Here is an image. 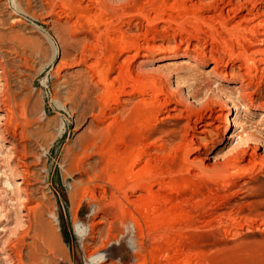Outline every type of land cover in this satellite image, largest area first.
I'll use <instances>...</instances> for the list:
<instances>
[{
  "label": "rangeland",
  "instance_id": "1",
  "mask_svg": "<svg viewBox=\"0 0 264 264\" xmlns=\"http://www.w3.org/2000/svg\"><path fill=\"white\" fill-rule=\"evenodd\" d=\"M61 1L71 0H57L54 11L47 13V10L40 9L39 0H22V6L18 5L17 0H0V34L5 35L6 39L11 34H20L29 38L32 46L39 50L26 59L15 52L6 53L9 81L5 83L0 77V100H6L7 108L15 112L19 130L30 128L40 136L38 139H26L25 142H21L19 137L15 140L17 143H26L29 149L41 156V162L46 163L42 173L40 172L43 179L35 182L36 186L28 187L34 200L32 205L41 204V209L37 210V221H41L45 236H51L52 239L50 245L44 244L41 237L36 239L40 246L42 264H102L104 260L111 264H138L141 261L139 256L146 258L145 264H154L156 255L162 258L167 252L171 254V260L177 255L179 258L188 255L187 264H264V168L259 164L249 173H239V176L238 173L233 174L232 179L225 183L205 178L199 174L198 168H191L188 173L181 171L178 160L171 158L160 161L158 164L162 179L165 182L171 181V188L175 187L171 189V193L176 198L171 203V208L161 210L162 213L159 214L162 221L159 229L152 230V233L149 231L151 236L147 234L141 249L135 248V240H138L134 223H126L121 215L119 217L122 219L117 217L121 209L116 201L118 198L125 199L126 193L118 188L111 176L121 175V152L127 143L139 138L141 116L137 111H130L112 126L108 127L109 120L101 124L98 116L103 106L101 91L88 64L92 61L104 64L112 53L120 55L121 50L114 47L104 33L108 27L114 37H119L124 32L122 35L126 40L143 44L147 34L152 43L166 45L172 42L173 35L178 38L190 36L189 31L194 30L195 23L191 13L192 3L203 2V6L196 13L200 16L206 13L207 6L204 2L209 0H185L190 14L185 11H172V27L167 30L164 29L168 25L167 22L151 27L144 18L143 14H155L150 0H110L113 7L106 10L105 22L96 24L86 18H79L77 11L62 7ZM117 5L120 7L116 8ZM123 6L124 8H121ZM124 9L125 14H122ZM60 14H63L62 17ZM59 17L63 22L59 21ZM48 18L55 21L46 23ZM181 28L185 30L182 31ZM8 44L10 45L9 41ZM209 63L204 67L198 65L196 69L194 76L200 80V84L212 61ZM134 64L136 62L132 65ZM165 70L169 75L168 83L171 89L177 88L184 95L187 94L189 103L198 106L205 101L206 88L195 99L189 97L195 82L192 79L194 76L187 69ZM187 74H190V79L182 80ZM214 89L217 91L216 84ZM227 107L231 110L232 117H235L237 111H234L231 105ZM2 108L3 106L0 107V114H4ZM263 112V107L255 110L247 106L245 111L239 110V118L242 117L240 119L246 121L244 122L248 131L261 135L260 119L263 118ZM176 113L180 115L179 112ZM165 115L167 114H160L161 118L157 121L161 127L172 129L186 122L185 118ZM25 123H29L27 127ZM94 131L95 136L92 135ZM212 131V136H216L217 131ZM98 133L100 135L97 136ZM192 133L194 131L190 130L188 137ZM92 136L93 138H90ZM262 137L264 140V134ZM86 141L91 142L90 148L86 154H80L78 160L83 168L76 169L75 166L72 171L75 178H72L66 171L69 156L79 149L80 144L87 143ZM12 143L10 134L5 138L0 136V264H7L2 258L3 253L10 255L15 264H18L20 246L15 247L13 242L17 239L16 243L21 245L25 243L24 237L26 241H30L32 237V234L26 235L24 222L20 221L22 218H19L20 222L15 221V213L20 216V213L25 211L23 201L26 194L23 189L16 192L9 186L11 168L6 163L9 159L6 151ZM236 143V139H231L229 145ZM253 145L263 147L264 142ZM194 147L198 149L196 143ZM33 158L28 155L27 158L20 159L29 163L36 160ZM32 163L29 168L34 170L36 165ZM94 165L98 166L94 174L100 175L99 179L105 182L108 189L105 197H102L103 189L97 185L100 180L91 183L89 193L83 195V188L89 178L85 169ZM81 180H84L83 184L80 183ZM73 184L78 185V188L75 189ZM94 186L97 198L89 196ZM133 193L128 191L127 196L131 198V195L137 194ZM11 197L13 199H9ZM16 197L22 199L17 201L14 199ZM136 215L145 224L144 216H141L143 214L137 212ZM99 219L102 221L98 223ZM90 222L97 223L93 226ZM93 228L104 230H101L102 234L101 231L93 234ZM117 228H120L122 233ZM85 237H88L87 240H84ZM156 244L158 246H155ZM93 246L94 249L99 248L96 260L88 255ZM181 250L184 255L180 253ZM23 257L25 264H32L26 250ZM157 264H164V258L158 260Z\"/></svg>",
  "mask_w": 264,
  "mask_h": 264
},
{
  "label": "bare ground",
  "instance_id": "2",
  "mask_svg": "<svg viewBox=\"0 0 264 264\" xmlns=\"http://www.w3.org/2000/svg\"><path fill=\"white\" fill-rule=\"evenodd\" d=\"M39 2L40 9L47 10V13L53 12L57 5V0H39ZM150 2L154 6L155 14H143L144 18L151 27L157 23L167 22L168 25L164 28L166 30L172 27V11L189 13L188 9H190L185 4V0H160L159 2L158 0H150ZM17 3L19 6L23 5L22 0H17ZM112 4L110 0H71L63 1L62 7L64 6L70 11H77L79 18H86L87 21H92L96 24L105 22L104 14L107 9L113 7ZM192 4L191 13L193 16H191L195 18V23H193L194 30L189 31L190 36L178 38L177 35L174 36L172 34V42L163 45L152 43L147 38V34H145L144 43L137 44L133 40L124 38V35H122L125 34L124 30L121 31L123 33L119 37L112 36L111 29L108 27L104 33L114 47H118L121 50L120 55L112 53L104 64H100L101 62L99 63V61H92L88 64V68L92 70L91 72L95 75L93 76L96 77V85L101 91L103 106L100 114H98L101 124L109 120L107 125L108 127L112 126L130 111H137L141 116L139 138L127 143L120 155L122 173L118 176H111V180L117 184L118 188L123 189L126 193L125 199L118 198L116 201L122 214H115H117V217L121 215L123 219L119 218L125 220L126 223L127 221L134 223L136 239L139 241L135 240L137 242L135 248L137 247L138 249L144 247V240L148 237L147 234L150 235L149 231L152 233V230L156 231L159 229L162 221L159 213L161 210L171 208V203L176 198L171 193V189L175 188L174 186L171 188V181L165 182L162 179L158 164L160 161L171 160V158L178 160L181 171L188 173L191 172V168H198L200 170L199 174L201 173L205 178L221 180L225 183L232 179L233 174L238 173L239 176V173H249L258 164L264 168V146L253 145L264 142L262 140V134H264V112L262 113L263 118L260 119L259 133L261 135L248 131L245 127L246 121L240 119L242 117L239 118V110L245 111L247 106L255 110L260 107L264 108V0H209L204 2L207 6L206 13L200 16H197L196 13L203 6V2L199 1V3ZM115 7L120 6L117 5ZM121 8H124V6ZM122 14H125V9ZM61 17H59V21H62ZM52 21L54 22L55 20L48 18L45 22L50 23ZM181 30L183 31L185 28H181ZM148 37L150 38V36ZM9 52H15L18 56L22 55L26 59L28 56L38 53L39 50L32 46L29 38L22 37L20 34H11L8 39L5 38V35L0 34V77L3 78L5 83L9 81V65L6 55ZM209 61H212V64L205 71V76L201 81L202 84H200V80L194 76L197 73L196 69H198V65L207 66ZM133 62H136V64L132 65ZM165 69L177 71L187 69L194 76L192 79L195 82L193 89L189 92V97L195 99L206 88L207 95L205 96L207 97L205 101L197 106L188 102L187 94L184 95L177 88L171 89L168 83L169 75L166 74ZM167 73L170 74V72ZM189 79L190 74L182 78V80ZM215 84L217 91L214 89ZM230 105L234 111H237L235 117H232L231 110L227 107ZM1 106H3L4 114H0V136L5 138L7 134H10L13 140V143L8 145V151H6V156L9 158L6 163L11 168L9 179L11 183L9 182V186H12L16 192L23 189L26 194L23 201L25 211L20 213V216L15 213V221L22 218L20 221L24 222L26 235L32 234L30 241H26L24 237L23 242L25 243L19 245L16 243L17 239H15L13 245L15 247L20 246L19 255H17L19 257L18 264H25L23 257L25 250L28 252L32 264H42L40 246L36 239L41 237L43 243L47 245L52 243V239L50 238L51 236L48 238L45 236L41 221H37V210L41 209V204L32 205L34 200L28 187L36 186L34 185L35 182L43 179L40 172L42 168H45L46 163L44 161L41 162V156L29 149L26 143H17L15 140L16 137H19L21 142H25L26 139L30 140L32 137H37L38 139L40 136L30 128L19 130L15 112L7 108L6 100H0ZM176 112H179L180 115ZM160 114H167L165 115L166 117L185 118L186 122L172 129H167V127L159 126L157 122L161 118ZM25 122L27 121L25 120ZM28 124L25 123L26 127ZM237 128H240V130L237 131ZM213 129L217 131L216 136H212ZM190 130H193L194 133L188 137ZM101 131H99L100 134ZM95 132L92 135H96ZM99 133L97 136L100 135ZM90 138H93V136ZM231 139H236L237 142L233 146L229 145ZM89 143L91 144V142ZM89 143L80 144L78 146L79 149L69 156V164L66 167V171L72 178H75L72 173L75 166L77 167L76 169L83 168L78 160L80 154L88 152ZM195 143L198 145V149H195ZM195 152H200V154ZM190 153H193V155H190ZM28 155L33 156L36 160L28 163L20 159L21 157L27 158ZM30 163L36 165V169L31 170L29 168ZM97 167V165H94L85 169L89 178L87 185L83 188V195L89 193V185L95 180H100L97 185L103 189L102 197L107 195L108 189L104 184L105 182L99 179L100 175L94 174ZM92 172L93 175H91ZM80 183L83 184L84 180H81ZM73 186L75 189L78 188L76 184H73ZM93 188V190H90L89 196L97 198V194L94 191L95 186ZM128 191L137 192V194L133 193L134 195H131L130 198L127 196ZM14 199L18 201V199L22 198L16 197ZM135 211L143 214L141 216H144L145 224L139 220ZM116 222L118 221L116 220ZM90 224L94 226L92 222ZM117 229L121 232L120 228ZM101 230L93 228V234H98ZM87 238L85 237L84 240H87ZM6 241L11 242L10 239H6ZM155 246L158 245L156 244ZM98 249L97 247L94 249L93 246V250L88 254L89 258H95L96 260L99 256ZM149 251L151 252V250ZM143 255L145 256V253ZM177 256L171 260V254L167 252L166 255L162 256L164 264H187L188 255L186 256L185 254V258ZM139 257L141 261L138 264H145L146 258ZM156 257L153 260L154 264H157L158 260L162 259L157 255ZM2 258L7 264H15L14 259L10 255L3 253ZM102 262L106 263L108 261L104 260ZM107 264L111 263L108 262Z\"/></svg>",
  "mask_w": 264,
  "mask_h": 264
}]
</instances>
